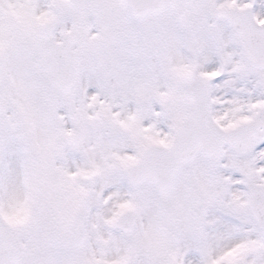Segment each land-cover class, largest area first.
I'll return each instance as SVG.
<instances>
[{
  "label": "snow or ice",
  "instance_id": "1",
  "mask_svg": "<svg viewBox=\"0 0 264 264\" xmlns=\"http://www.w3.org/2000/svg\"><path fill=\"white\" fill-rule=\"evenodd\" d=\"M0 264H264V0H0Z\"/></svg>",
  "mask_w": 264,
  "mask_h": 264
}]
</instances>
